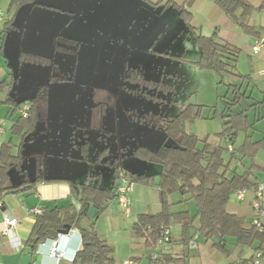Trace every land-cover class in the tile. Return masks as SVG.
<instances>
[{
    "label": "rangeland",
    "instance_id": "rangeland-1",
    "mask_svg": "<svg viewBox=\"0 0 264 264\" xmlns=\"http://www.w3.org/2000/svg\"><path fill=\"white\" fill-rule=\"evenodd\" d=\"M38 1L40 4L26 3L15 7L10 5V0H0L4 11L1 20H11L17 24V30L14 23L8 30L9 36L12 35L15 40L22 24L28 29L25 38H29L31 33L36 35L38 30L55 34L56 37L59 35L57 45L61 49L58 48L56 53L54 38L53 44L41 47L42 58L48 57L51 61L53 55L54 68L50 63L28 62L31 66L23 69L19 87L28 88L37 82L49 84L46 96L48 115L46 111H40L33 132L27 136L34 139L48 136L47 123H51L49 136H63L60 138L61 147L71 155L67 159V167L80 171L79 175L90 171L95 183L110 186L115 162L120 163L114 151L116 136H136L129 141H140V144L144 139H154L160 126L154 128L156 133L148 135L143 134L145 124L151 122L156 125L159 119L176 115L187 104L201 106L199 117L185 122L186 131L200 137L209 134L210 140L224 145L217 137V133L225 127L218 114L222 111L223 101L233 96L227 85L240 84L241 80L228 74L221 77L216 72L197 66L195 61L200 49L195 42V34L177 7L165 5L164 0H51L53 3L50 4H55V7L48 8L44 2L49 3L50 0ZM195 30L206 35L214 32L206 24L202 29ZM43 36L48 40L47 35ZM12 63L16 77L20 62L15 59ZM63 65L71 66L70 76L60 70ZM57 77L64 79L55 80ZM16 86L13 83V90ZM242 89L247 93L252 90L246 85V80L242 83ZM251 93L260 99V93ZM13 96L17 99L15 94ZM250 102L253 100L242 99L241 106H236L235 110L241 107L246 109L245 113L256 129L253 138L258 139L264 134V117L256 122L254 120L264 116V105L251 106L248 105ZM216 110L218 114H215ZM13 138L12 154L19 151L20 154L26 153L27 147L32 144H28L30 137L24 138L22 143L19 136L13 135ZM242 138L243 133H239L236 143L239 144ZM84 143L85 151L82 149ZM35 146L37 141L31 146L33 152L36 151ZM74 157L79 159L75 160ZM224 157H227V153ZM21 162L23 171L27 169L36 176L39 167L36 157L26 156ZM119 165L129 169L134 165L139 168L138 171H144L149 166L146 161L134 156L123 158ZM16 166L11 168L15 170ZM151 166L159 169L155 163ZM153 168L148 167V172H152ZM133 189L135 186L131 184V192ZM250 193L248 190L244 201L233 197L229 201L237 205L248 204ZM170 199L175 202L180 195L174 194ZM181 204L173 205L172 210L190 209L193 213L196 209L193 200ZM109 206L110 209L101 216L98 224L100 228L105 227L107 232L116 233V237L120 236V244H115L112 254L118 264L125 254L124 248L127 245L131 247V244L121 246V237L127 243L133 236L129 233L133 216L128 211L130 217L124 219L125 211L115 201ZM245 219L251 223L248 208ZM120 225L127 229L120 228ZM140 240L133 241L131 250L148 254L156 252L155 248L145 247ZM253 245L261 246L264 250V242L255 240ZM249 253L250 249L246 250V254ZM262 260L264 263V257Z\"/></svg>",
    "mask_w": 264,
    "mask_h": 264
},
{
    "label": "trees",
    "instance_id": "trees-1",
    "mask_svg": "<svg viewBox=\"0 0 264 264\" xmlns=\"http://www.w3.org/2000/svg\"><path fill=\"white\" fill-rule=\"evenodd\" d=\"M35 0H10V5L20 7L26 3H34ZM162 1V0H159ZM157 1L156 3H158ZM193 0H186L185 6L178 5L174 0H164L165 5H172L179 9L187 26L192 30L195 42L200 49V57L196 61L200 69L210 70L218 73L221 77L228 74L240 79V84L230 83L227 86L231 90L232 97L223 101L222 111L216 110L225 127L217 133L219 140L224 142L215 143L210 140L208 134L198 136L193 132H187L185 122L195 120L200 115L201 105L187 104L176 115H169L157 121L156 125L147 122L143 134L156 133V138L145 140L142 144L135 141L134 145L123 148L122 159L136 157L146 161L149 167L155 163L159 165L149 174L132 169L123 168L119 164L114 165L112 173V186L101 188L93 183L84 184L81 188L78 201L80 208L70 203L65 206L48 208L45 207L42 213L37 214L36 222L30 233L28 242L36 243L43 239H52L65 224H73L79 217L87 216L89 206L95 208V217L101 214L107 207V203L113 199L115 187L122 177L129 184L151 185L158 191L160 210L155 213L138 214L131 229L137 238L143 240L145 247L156 246V239L162 227L172 224H179L181 227L180 242L183 245L189 243L193 233H200L205 239H216L214 245L221 247L225 238H234L237 244L252 245L255 240L264 241V231H258L248 222L245 217L229 213L226 204L233 192L246 188L253 190L256 181L254 174L264 172V166L257 163L256 154L259 149L264 148V135L259 139L253 138L254 122H250L245 108L235 110L241 106L242 99L249 98L253 102L251 106L264 105V89L260 91V99L252 96L242 89V83L250 78V74H242L237 70L239 49L229 42L221 39L216 32L211 35H204L195 30L191 24L192 12L188 10ZM215 5L239 28L251 34L258 31L249 24V17L253 6L247 0H214ZM54 36V35H53ZM28 52H22L20 60L26 59ZM38 61L44 59L37 57ZM34 60H37L33 56ZM41 63V62H40ZM49 80H52L49 77ZM15 81V78L13 79ZM8 84L0 82V86ZM38 87L32 96H25L19 99L14 98L11 91L12 112L20 111L24 103H29L27 115L20 113L11 127L12 135L24 137L34 130L38 120L36 98L38 93L43 92L47 84L34 83ZM41 84V85H40ZM46 91V90H45ZM47 96V94H45ZM260 116L255 119L256 122ZM144 121V119L142 118ZM154 125V126H153ZM143 128V126H141ZM142 132V131H140ZM239 133H243L241 143L236 145ZM136 135V134H135ZM136 136L130 137V139ZM231 149H228V146ZM11 141L0 145V200L9 193H20L32 191L36 184L43 181L42 175L34 179H26L16 184H8V169L20 162L21 155L12 154ZM85 151V146L83 147ZM227 153V157L224 154ZM179 194L180 199L173 202L170 196ZM193 200L196 211L193 215L189 209L172 210V206ZM197 219V225L194 221ZM82 237V248L77 251L73 264H114L112 247L102 239L93 224L89 227H80ZM255 249H262L261 246ZM137 259V258H136ZM177 259L169 254H161L156 259H149V264H176Z\"/></svg>",
    "mask_w": 264,
    "mask_h": 264
},
{
    "label": "crops",
    "instance_id": "crops-1",
    "mask_svg": "<svg viewBox=\"0 0 264 264\" xmlns=\"http://www.w3.org/2000/svg\"><path fill=\"white\" fill-rule=\"evenodd\" d=\"M174 1L178 5L185 6L186 0ZM247 1L253 6L248 21L249 24L253 25L258 31V33L256 34L246 33L242 31L239 26L235 25L222 12V10L215 5L214 0H193L191 5L187 8H190L189 10L192 12V24L194 28L202 29L203 25L206 24L208 28L210 30H214V32H216L221 39L229 42L239 49L240 52L237 60V70L242 74H250V78L246 80V85L248 86V88L251 87V92L256 91L257 93H260V91L264 89V43L257 53H254L252 51V46L256 39L264 35V0ZM44 3L48 8L55 7V4L51 5L53 3L51 0L49 3ZM14 17L12 18L13 21H15ZM1 19L0 82L5 81L7 84L9 82H11L12 84V82L14 83L13 79L18 78V82H15L18 86L17 91L19 92L23 88L19 87L21 86L20 76H22L23 69L27 70L29 66H31L28 62H22V60H20L19 56L21 55V53L28 52V54L31 53L33 56L41 57V47L46 48L49 44H53L52 38H54L55 40L57 37L59 38V35L56 37L55 34L49 35L46 32L38 30V33L36 35L31 33L29 38H25L26 31L28 29H26V26L24 24H22L20 26L21 32L15 40L12 35L9 36L8 30L9 28H11V24L14 23V26L17 24L15 22H11V20L10 22H6L5 20V22H3V20ZM15 28L16 26L14 27V29ZM43 34L48 36V40L45 39ZM15 59L19 60L20 62L17 67L16 77L14 75V67L12 65V62ZM198 59H196V61ZM34 87H37L36 84L33 85V88ZM12 90L13 86H8L6 84H2L0 86V122H3V125H5V131L0 134V145L8 141L13 142L14 138L11 133V127L13 126L17 116L20 113L19 111L12 112ZM29 134L30 133H28L27 135ZM27 135H25L24 137H21L19 135L16 136H19L21 138V143L26 137H30L28 138V144H33V142L37 141V146H35L36 151L33 152V149H31V144L30 147H27L26 153L20 154L21 159L26 156L36 157L38 161L37 166H39L36 169V176L42 175L44 180L37 183L35 189L32 191L9 193L0 200V220L5 213H9L18 219V223L12 230L11 234L0 236V264H30L32 262H35L36 264H73V259L77 251L82 248V237L79 229L80 227H89L91 226V224H93V227L97 231L98 235L102 239L106 240V242L112 247L113 254L115 250V244H120L118 243L120 240V236L117 235L116 237V233L111 234L110 232L106 231L105 227L100 228L98 224L101 216L110 209L111 206L109 205L112 204V201H109L107 203L106 209L97 217L90 218L88 215L81 216L75 222H73V224L70 225V230L67 234H61L58 240V248L65 252V256L67 258H72V260H69L67 258L57 259L55 257L48 256L47 250L50 244V239L43 238L39 240L36 243L35 247H33L32 242H28L30 233L36 222L37 213H35V209H39L40 213H42L45 207H60L68 205L70 203L75 204L79 209L80 202L78 201V198L80 196L81 188L84 184L93 183L101 188H110L112 186V179L110 186H99L94 182L95 179H92L94 175L90 174V171L82 172V174L79 175L80 171L77 172L75 169H71L69 166L67 167V159L71 158V155L70 153H67V151L65 153V151L62 149L63 146L61 147L62 139L60 138L63 136H42L38 139H34L33 136ZM116 140L117 141L114 147V151H116L117 154L120 151L122 152L123 148L126 147V145H129L130 148L134 145L133 142L129 141L130 138L126 136H116ZM66 144L67 146L70 145V143ZM236 145L238 144L236 143ZM255 158L257 163L264 166V148L259 149ZM21 159L20 162L16 164L17 166L15 167V170L11 167L8 169V184H16L26 179L31 180L35 178H32L35 175H33V173L31 174L27 169L23 171L24 167L22 165L23 162H21ZM74 159L78 160L79 158L74 157ZM135 167L136 166H134V168ZM148 167L149 166H146L143 171L146 174L151 173V171L148 172ZM155 170L156 168L153 171ZM254 175L256 176V179L254 181L264 182V172H259ZM134 186L135 189H133L132 192L130 191L128 193L130 201L129 212L132 213L133 216L132 221H130L129 223V230L131 231H129V233L133 236H130L127 243L123 241V236L121 237V240L123 242L121 246L123 247H125L127 244H131L132 247L134 246L132 244L133 241L139 239L134 236L131 229V226L136 220L137 215L141 213H155L160 210L158 191L156 187L136 183H134ZM250 192V197L247 201L248 204L237 205L231 203L228 200L226 204L227 212L245 217V212L248 208V211L251 215L250 200L253 194V190H250ZM245 199L246 196L241 201H244ZM177 205L178 204H176L175 206ZM181 205L182 204L180 203V206ZM195 211L193 213L190 211V214L193 215ZM111 212L115 211L111 210ZM128 213H125L124 219L130 217V213ZM194 224L197 225V219L194 221ZM119 227L121 228L122 225H120ZM122 228L125 229L126 227L123 226ZM192 233V240L195 241V245L189 246V243L183 245L179 241L181 237L180 225L172 224L171 241L165 244L163 247L154 246L153 248H155L156 253L160 255L169 254L171 257L176 258V264H246L247 260H249L252 256L253 250L257 248L254 247V242L252 243V245H242L237 244L234 238H225L221 242V247H219L214 245V241H216V239L207 240L198 232L194 231ZM17 240L20 242V244H17ZM43 241L45 242V244H42ZM140 241L144 245L143 240ZM129 246L130 245H127V247L124 248L125 254L120 257L118 264H122V261L129 257L137 258L141 264H149L148 257L151 253L154 252H151L149 254L140 253L141 251L131 250V247L129 248ZM248 249H250V253L246 254V250ZM113 259L114 264H116V259L114 257Z\"/></svg>",
    "mask_w": 264,
    "mask_h": 264
},
{
    "label": "built area",
    "instance_id": "built-area-1",
    "mask_svg": "<svg viewBox=\"0 0 264 264\" xmlns=\"http://www.w3.org/2000/svg\"><path fill=\"white\" fill-rule=\"evenodd\" d=\"M4 16V11L1 8L0 5V19ZM264 43V35L260 36L258 39L255 40L252 51L254 53H257L261 46ZM30 107L29 103H24L22 107L20 108V114L22 116H26L28 109ZM5 131L3 122H0V134ZM232 147L229 145L228 149H231ZM115 190H114V197L110 201H115L119 207L123 208L125 213H128L129 211V197L128 193L131 191V184H129L126 179L122 177V174L120 176ZM247 193L246 188H240L233 192L232 196L236 198L237 200L241 201L245 198ZM250 211H251V225L256 228L258 231H264V182L258 181L253 189V194L250 200ZM35 213H40L39 209H35ZM18 219L14 216H12L9 213H5L2 216V219L0 220V236L1 235H8L11 234L14 227L17 225ZM61 236V233H57V236L53 239L49 240V247L47 250V255L51 257H55L57 259L61 258H67L65 256V252L60 250L58 248V240ZM171 241V225L162 227L159 233V236L156 239V246L163 247L165 244L169 243ZM17 244H20V242L17 240ZM42 244H45L43 241ZM195 241L190 239L189 240V246H194ZM160 256V254L154 252L149 255V259H156ZM263 257H264V250L262 249H254L252 252V256L249 260H247L246 264H264L263 263ZM69 260H72V258H67ZM30 264H36L35 262H32ZM122 264H141L140 261L136 258H126L122 261Z\"/></svg>",
    "mask_w": 264,
    "mask_h": 264
},
{
    "label": "flooded vegetation",
    "instance_id": "flooded-vegetation-1",
    "mask_svg": "<svg viewBox=\"0 0 264 264\" xmlns=\"http://www.w3.org/2000/svg\"><path fill=\"white\" fill-rule=\"evenodd\" d=\"M57 40H58V37L54 40V53H56V50L59 48V49H61V46H58L57 45ZM66 45V44H65ZM64 45V47L66 48L67 47V45L65 46ZM26 59H23L22 60V62H33V61H38V58L35 56V58L37 59V60H34L33 59V55L30 53V54H28V56H26L25 57ZM53 59H54V57H53V55H52V59H51V61H49V58L48 57H44V59H40L39 60V62H41V63H44V64H46V63H50L51 64V67L52 68H54V62H53ZM71 67V66H70ZM70 67H68L67 65H63L62 66V68H60V70L61 71H63V72H66V73H68L69 74V76H70V73L69 72H71V71H69L70 70ZM74 71L75 70H73V73H74ZM72 73V74H73ZM75 74V73H74ZM73 74V75H74ZM60 79H64V78H62V77H57L55 80H60ZM16 82H18V78H16V80H15ZM14 81V83H16ZM37 82V81H36ZM44 85L46 84V83H43ZM17 85V84H16ZM48 87H49V85L46 87V86H44L43 87V92H41V93H38V95H37V97H35L36 98V103H37V114H38V119H39V116H40V111H42L43 113H45V111H46V116L48 115V108H47V100H46V96H45V94H47V96H48ZM17 88H18V86H16V88H15V91L13 92V94H15V96H16V98L17 99H19V98H21V97H25V96H32V94H36V93H34V92H36L34 89H33V85L32 86H30V87H24V88H22L21 89V91H17ZM46 90V91H45ZM40 103H42V104H40ZM93 103H94V101H93V99H92V105H93ZM39 105V106H38ZM40 105H41V107H40ZM43 108V109H42ZM39 110V111H38ZM51 123H47V130H48V136L50 135L49 134V132L51 133ZM35 128V127H34ZM139 131H140V129H139ZM33 132V131H32ZM32 132H30V134L32 133ZM85 146V148H86V143L85 144H83L82 145V149H83V147ZM123 153L124 152H118V156H119V161H120V163H121V160H122V155H123ZM116 163V162H115ZM120 163H118V164H120Z\"/></svg>",
    "mask_w": 264,
    "mask_h": 264
},
{
    "label": "water",
    "instance_id": "water-1",
    "mask_svg": "<svg viewBox=\"0 0 264 264\" xmlns=\"http://www.w3.org/2000/svg\"><path fill=\"white\" fill-rule=\"evenodd\" d=\"M34 3L39 4L40 2L38 0H35ZM41 84H43V83H41ZM36 86L38 87V85H36ZM87 215L90 218H94L95 217V208L93 206H89L88 211H87ZM69 230H70V225L69 224H65L62 227V229L59 230V233H61V234H67Z\"/></svg>",
    "mask_w": 264,
    "mask_h": 264
}]
</instances>
